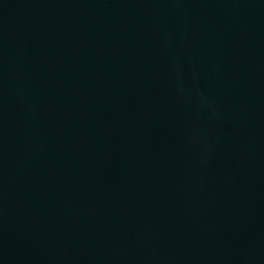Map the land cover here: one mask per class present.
I'll list each match as a JSON object with an SVG mask.
<instances>
[{"label": "water", "instance_id": "95a60500", "mask_svg": "<svg viewBox=\"0 0 264 264\" xmlns=\"http://www.w3.org/2000/svg\"><path fill=\"white\" fill-rule=\"evenodd\" d=\"M0 264H264V0H0Z\"/></svg>", "mask_w": 264, "mask_h": 264}]
</instances>
